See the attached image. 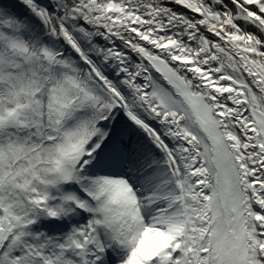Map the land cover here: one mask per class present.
Instances as JSON below:
<instances>
[{
    "label": "snow or ice",
    "instance_id": "obj_1",
    "mask_svg": "<svg viewBox=\"0 0 264 264\" xmlns=\"http://www.w3.org/2000/svg\"><path fill=\"white\" fill-rule=\"evenodd\" d=\"M0 264H264V0H0Z\"/></svg>",
    "mask_w": 264,
    "mask_h": 264
}]
</instances>
